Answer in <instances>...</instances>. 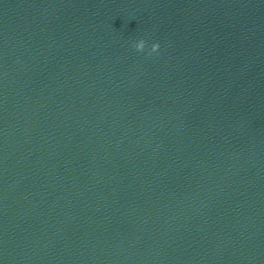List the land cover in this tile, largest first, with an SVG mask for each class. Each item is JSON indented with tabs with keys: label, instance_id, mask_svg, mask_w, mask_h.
Wrapping results in <instances>:
<instances>
[{
	"label": "water",
	"instance_id": "1",
	"mask_svg": "<svg viewBox=\"0 0 264 264\" xmlns=\"http://www.w3.org/2000/svg\"><path fill=\"white\" fill-rule=\"evenodd\" d=\"M0 264H264V0H0Z\"/></svg>",
	"mask_w": 264,
	"mask_h": 264
},
{
	"label": "clouds",
	"instance_id": "2",
	"mask_svg": "<svg viewBox=\"0 0 264 264\" xmlns=\"http://www.w3.org/2000/svg\"><path fill=\"white\" fill-rule=\"evenodd\" d=\"M133 47L138 51V52H142L145 48V41L143 39H141L138 43H135L133 45ZM159 48V44H153L151 46V51L152 52H156Z\"/></svg>",
	"mask_w": 264,
	"mask_h": 264
}]
</instances>
